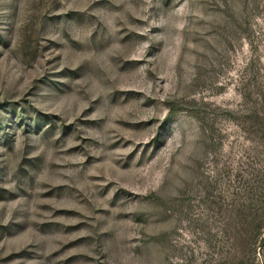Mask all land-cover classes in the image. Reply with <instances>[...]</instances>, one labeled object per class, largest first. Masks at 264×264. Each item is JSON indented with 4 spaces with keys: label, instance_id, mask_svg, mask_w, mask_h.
I'll use <instances>...</instances> for the list:
<instances>
[{
    "label": "rangeland",
    "instance_id": "374dc122",
    "mask_svg": "<svg viewBox=\"0 0 264 264\" xmlns=\"http://www.w3.org/2000/svg\"><path fill=\"white\" fill-rule=\"evenodd\" d=\"M0 264H264V0H0Z\"/></svg>",
    "mask_w": 264,
    "mask_h": 264
}]
</instances>
